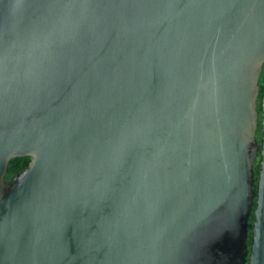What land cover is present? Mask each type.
Here are the masks:
<instances>
[{
    "label": "water",
    "instance_id": "95a60500",
    "mask_svg": "<svg viewBox=\"0 0 264 264\" xmlns=\"http://www.w3.org/2000/svg\"><path fill=\"white\" fill-rule=\"evenodd\" d=\"M263 64L264 0H0V264H244L253 203L264 264Z\"/></svg>",
    "mask_w": 264,
    "mask_h": 264
},
{
    "label": "trees",
    "instance_id": "16d2710c",
    "mask_svg": "<svg viewBox=\"0 0 264 264\" xmlns=\"http://www.w3.org/2000/svg\"><path fill=\"white\" fill-rule=\"evenodd\" d=\"M258 85H259V93L257 96V107H256V109L258 111V124H257L256 132H255V137L257 139V142L260 143L261 135H262V132H261V122H262L261 101H262L263 88H264V64L262 66V71L260 74ZM260 159H261V154H260V150H259L257 152L255 162H254L253 167H252L254 182H256L257 177H258ZM28 161H29V157L11 159L9 162V165H8V169H7V176L10 177L16 171L20 170L22 167H24L28 163ZM253 189L255 190V186ZM255 197H256V195L254 193V201H255ZM254 207H255V203H253L251 213L249 215V219H248V223H247V237L245 240V248H244V252H245L246 256L244 259V264H247L246 261H247L248 253L250 250V243H251L250 235H251L252 222H253V218H254V213H253Z\"/></svg>",
    "mask_w": 264,
    "mask_h": 264
},
{
    "label": "flooded vegetation",
    "instance_id": "af4514ba",
    "mask_svg": "<svg viewBox=\"0 0 264 264\" xmlns=\"http://www.w3.org/2000/svg\"><path fill=\"white\" fill-rule=\"evenodd\" d=\"M25 157H29V156H25ZM16 158H23V157H16ZM13 159V158H12ZM11 160V159H10ZM10 160H9V162H10ZM29 161H30V157H29ZM29 161H28V163H29ZM28 163L24 166V167H22L20 170H18V171H16L14 174H16V173H18V172H20L22 169H24L27 165H28ZM9 165V164H8ZM8 169V168H7ZM13 174V175H14ZM13 175H11L10 177H8L7 176V171H6V174H5V179L6 180H10V178L13 176ZM246 263H247V261H246Z\"/></svg>",
    "mask_w": 264,
    "mask_h": 264
}]
</instances>
